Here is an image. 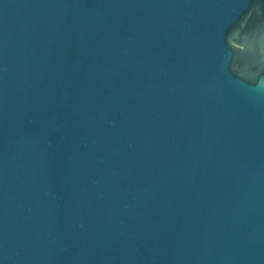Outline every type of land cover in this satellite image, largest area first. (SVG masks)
I'll return each instance as SVG.
<instances>
[{"label":"water","instance_id":"obj_1","mask_svg":"<svg viewBox=\"0 0 264 264\" xmlns=\"http://www.w3.org/2000/svg\"><path fill=\"white\" fill-rule=\"evenodd\" d=\"M0 264H264V0H0Z\"/></svg>","mask_w":264,"mask_h":264}]
</instances>
